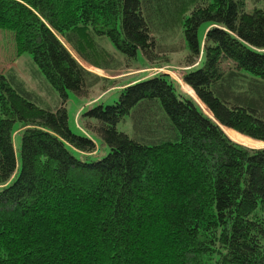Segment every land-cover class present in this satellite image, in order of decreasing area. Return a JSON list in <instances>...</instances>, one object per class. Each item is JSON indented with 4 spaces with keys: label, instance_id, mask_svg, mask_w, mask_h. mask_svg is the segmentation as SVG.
Returning <instances> with one entry per match:
<instances>
[{
    "label": "trees",
    "instance_id": "1",
    "mask_svg": "<svg viewBox=\"0 0 264 264\" xmlns=\"http://www.w3.org/2000/svg\"><path fill=\"white\" fill-rule=\"evenodd\" d=\"M0 30L39 82L0 72V264H264V0H0Z\"/></svg>",
    "mask_w": 264,
    "mask_h": 264
},
{
    "label": "rangeland",
    "instance_id": "2",
    "mask_svg": "<svg viewBox=\"0 0 264 264\" xmlns=\"http://www.w3.org/2000/svg\"><path fill=\"white\" fill-rule=\"evenodd\" d=\"M72 53L74 57L78 60V62H80L85 68L89 69V71L103 78H107L108 80H116V82L117 81L122 82L123 80L129 79V78H134L133 80H136L144 76L146 78H149L150 77L149 75H153V74L156 75L162 72L165 74H169L173 79H175L181 84L183 90L186 93L190 94V96L194 98V95L190 92V90H186L185 86H183L184 81L182 80V77L184 75L185 69L183 70L182 67H177L174 69L173 68H162V69H157V70L150 69V70L129 71V72L124 71V72H118L117 74H113V73H107L106 71H101V70L88 66L85 62H82V60L74 52ZM174 61H177V59H175ZM13 68L16 69V71L19 74V77H21V79L30 88L32 87L33 89L38 88L39 82H37L36 78L34 77L33 70L35 67L33 65L32 60L28 57H22V58L17 57L13 35L9 32L0 30V72H7L9 70H13ZM173 70H176V71L172 72ZM41 96L43 97L44 104L39 103L40 106H43V107L50 106L52 109H56L57 101H56L55 95H54L53 102L49 100L48 96H46L45 94H42ZM58 101H59V98H58ZM116 101H117L116 97L114 95H110L109 97L105 98L102 102L104 103V105L108 106V105L114 104ZM77 102L78 100L71 97L68 100V105H67L68 112H69V118H70V126L74 131H75V124H76V122L74 121V114L76 112L77 107L81 103V102L80 103H77ZM47 103L50 105H48ZM120 129L124 131L126 130L125 127H123V129L122 128ZM15 146L17 150L20 149L21 147V137L20 136H18L15 139Z\"/></svg>",
    "mask_w": 264,
    "mask_h": 264
}]
</instances>
